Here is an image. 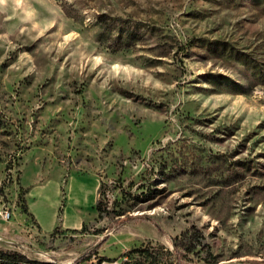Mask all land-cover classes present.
<instances>
[{"label": "rangeland", "instance_id": "rangeland-1", "mask_svg": "<svg viewBox=\"0 0 264 264\" xmlns=\"http://www.w3.org/2000/svg\"><path fill=\"white\" fill-rule=\"evenodd\" d=\"M0 187V249L31 260L196 229L173 264H264V0H0Z\"/></svg>", "mask_w": 264, "mask_h": 264}, {"label": "trees", "instance_id": "trees-1", "mask_svg": "<svg viewBox=\"0 0 264 264\" xmlns=\"http://www.w3.org/2000/svg\"><path fill=\"white\" fill-rule=\"evenodd\" d=\"M9 168V167H8ZM113 182H107L103 179L99 180V184L97 187V197L95 202V210L97 212V217H101L102 215H111L112 213H116V216L121 215V210H115L110 206V201L108 198L109 186L112 185ZM114 189H118L121 192L128 193L124 190L121 185H113ZM22 192H27L25 188L21 186ZM0 194L2 195V187H0ZM136 197V196H133ZM18 198L22 201V209L25 213L32 216V214L28 211L27 204L23 194H19ZM115 200V199H114ZM116 201V200H115ZM198 231L196 229H192L190 231L183 232L180 237H175L173 240V252H167L164 255V252H159L158 250H154V252H149L147 254L150 259L147 260L148 257L144 261L142 260H132V258L128 257L126 254H122L123 260L122 264H173L178 256L176 252L179 249L186 250L187 252H192L196 247L198 240ZM89 257L80 258L72 262L71 264H84L83 262L89 260ZM102 261H112L110 258H106L104 256L99 257L97 262L90 264H101ZM0 264H58L56 262L51 261H40V260H31L28 259L24 254L14 251V250H1L0 249Z\"/></svg>", "mask_w": 264, "mask_h": 264}, {"label": "crops", "instance_id": "crops-1", "mask_svg": "<svg viewBox=\"0 0 264 264\" xmlns=\"http://www.w3.org/2000/svg\"><path fill=\"white\" fill-rule=\"evenodd\" d=\"M28 195H29V192H28ZM28 207H29L30 210H32V209L30 208V204H29V203H28ZM32 213H33V215H34V220H35V219H38V218H37V214H36V212H34V210H32ZM35 222L37 223L36 220H35ZM37 225H38V223H37ZM73 225H77V222H74ZM73 225H72V226H73ZM38 226H39V225H38ZM67 226H68V225H67ZM44 233H47V232H44Z\"/></svg>", "mask_w": 264, "mask_h": 264}, {"label": "built area", "instance_id": "built-area-1", "mask_svg": "<svg viewBox=\"0 0 264 264\" xmlns=\"http://www.w3.org/2000/svg\"><path fill=\"white\" fill-rule=\"evenodd\" d=\"M3 216L7 219V218H9L10 213L8 211H5Z\"/></svg>", "mask_w": 264, "mask_h": 264}]
</instances>
